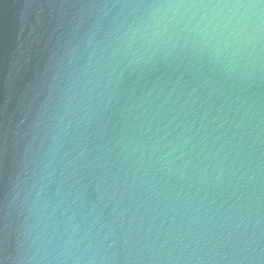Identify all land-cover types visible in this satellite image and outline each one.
<instances>
[{"label": "water", "instance_id": "95a60500", "mask_svg": "<svg viewBox=\"0 0 264 264\" xmlns=\"http://www.w3.org/2000/svg\"><path fill=\"white\" fill-rule=\"evenodd\" d=\"M0 264H264V0H0Z\"/></svg>", "mask_w": 264, "mask_h": 264}, {"label": "clouds", "instance_id": "9594fccd", "mask_svg": "<svg viewBox=\"0 0 264 264\" xmlns=\"http://www.w3.org/2000/svg\"><path fill=\"white\" fill-rule=\"evenodd\" d=\"M251 7L254 8V9H258L259 8L258 5H252Z\"/></svg>", "mask_w": 264, "mask_h": 264}]
</instances>
